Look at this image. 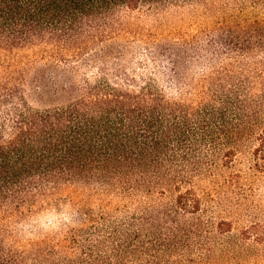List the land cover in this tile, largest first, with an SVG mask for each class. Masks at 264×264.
<instances>
[{"label": "trees", "instance_id": "16d2710c", "mask_svg": "<svg viewBox=\"0 0 264 264\" xmlns=\"http://www.w3.org/2000/svg\"><path fill=\"white\" fill-rule=\"evenodd\" d=\"M253 135L264 172V0H0V264L235 259L198 183Z\"/></svg>", "mask_w": 264, "mask_h": 264}, {"label": "rangeland", "instance_id": "374dc122", "mask_svg": "<svg viewBox=\"0 0 264 264\" xmlns=\"http://www.w3.org/2000/svg\"><path fill=\"white\" fill-rule=\"evenodd\" d=\"M190 9L178 10L181 18L179 23L185 27L192 26L195 24L194 20H198V18H193V12ZM173 11L175 10H171V12ZM145 17V24L152 22L151 19ZM256 143L255 135L247 137L242 148L239 149L235 161L229 168L225 169L223 174L232 179L228 186L224 183V179L220 180L222 183L219 186L206 180H199L200 183H198L202 191H212L211 193L214 194V189L219 188L220 191L224 192L222 205L215 206L216 203H214V212L202 215L204 220L210 218L216 222L225 217L234 221L232 231L222 236L213 231L214 240L211 243L209 241V244L219 253L222 248H229L237 252L236 256L233 255L236 257L235 259L223 258L221 264H264V242H257L256 232H251L252 237L248 239L243 234V229L249 228L252 224L264 223V172L253 168V150ZM68 214L69 211L47 213L40 220L42 228L45 231H60L62 226L69 222ZM213 225L215 226V223Z\"/></svg>", "mask_w": 264, "mask_h": 264}]
</instances>
